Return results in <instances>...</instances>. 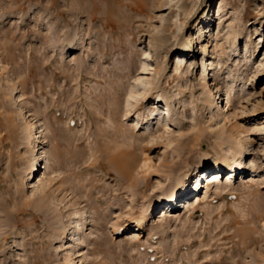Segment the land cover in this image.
Masks as SVG:
<instances>
[{
	"label": "rangeland",
	"instance_id": "374dc122",
	"mask_svg": "<svg viewBox=\"0 0 264 264\" xmlns=\"http://www.w3.org/2000/svg\"><path fill=\"white\" fill-rule=\"evenodd\" d=\"M0 264H264V0H0Z\"/></svg>",
	"mask_w": 264,
	"mask_h": 264
},
{
	"label": "bare ground",
	"instance_id": "6f19581e",
	"mask_svg": "<svg viewBox=\"0 0 264 264\" xmlns=\"http://www.w3.org/2000/svg\"><path fill=\"white\" fill-rule=\"evenodd\" d=\"M91 17H93V16H91ZM97 17V16H96ZM91 19V18H90ZM93 19V18H92ZM96 19V18H95ZM94 19V20H95ZM72 44H70V45H68V47H70ZM76 47V46H75ZM72 49H74V48H72ZM68 64H70V63H66V65H68ZM159 103H162V101H159ZM128 114H126V116H127ZM152 119H153V121L156 119V115H155V117H152ZM158 143V142H157ZM154 145H156V144H153V146ZM231 168V167H230ZM45 170H46V168H45ZM23 214L25 213V211L24 212H22ZM168 214L167 213H164L163 214V217H165V216H167ZM141 218H143V220H142V222H144V221H146L147 220V217L146 216H142ZM33 221L34 222H37V217H34V219H33ZM117 227H114V230L116 229ZM103 241V240H102Z\"/></svg>",
	"mask_w": 264,
	"mask_h": 264
}]
</instances>
